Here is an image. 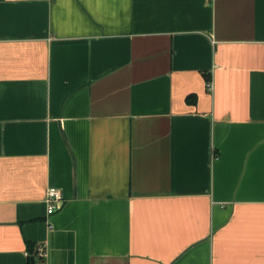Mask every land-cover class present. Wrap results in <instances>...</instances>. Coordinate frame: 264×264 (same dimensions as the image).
<instances>
[{
	"label": "crops",
	"instance_id": "0c3cea01",
	"mask_svg": "<svg viewBox=\"0 0 264 264\" xmlns=\"http://www.w3.org/2000/svg\"><path fill=\"white\" fill-rule=\"evenodd\" d=\"M29 243L264 264V0H0V264Z\"/></svg>",
	"mask_w": 264,
	"mask_h": 264
},
{
	"label": "built area",
	"instance_id": "2783aa9c",
	"mask_svg": "<svg viewBox=\"0 0 264 264\" xmlns=\"http://www.w3.org/2000/svg\"><path fill=\"white\" fill-rule=\"evenodd\" d=\"M47 214L53 215L59 211L64 202L62 191L56 187H49L46 192ZM37 255L41 258L46 256V249L43 245L37 247Z\"/></svg>",
	"mask_w": 264,
	"mask_h": 264
},
{
	"label": "trees",
	"instance_id": "16d2710c",
	"mask_svg": "<svg viewBox=\"0 0 264 264\" xmlns=\"http://www.w3.org/2000/svg\"><path fill=\"white\" fill-rule=\"evenodd\" d=\"M28 248H29V252H28V255H29L28 264H35L36 263V259L37 258H41V257H39L37 255V249H35L34 244L29 243Z\"/></svg>",
	"mask_w": 264,
	"mask_h": 264
}]
</instances>
